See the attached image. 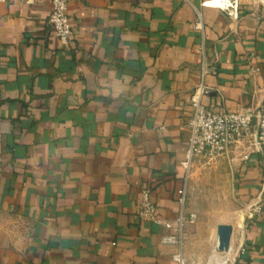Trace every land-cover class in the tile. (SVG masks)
<instances>
[{"label": "crops", "instance_id": "0c3cea01", "mask_svg": "<svg viewBox=\"0 0 264 264\" xmlns=\"http://www.w3.org/2000/svg\"><path fill=\"white\" fill-rule=\"evenodd\" d=\"M205 1L71 0L69 47L48 24L51 0L0 3V264H180L161 240L185 187L184 214L202 215L182 167L192 94L208 88L215 111L264 102V4ZM257 131L255 120L212 165L235 202L215 226L218 264H264ZM144 188L157 221L138 216ZM198 222L185 226L184 264L214 254L212 239L196 246ZM220 225L233 227L229 252L217 250Z\"/></svg>", "mask_w": 264, "mask_h": 264}, {"label": "built area", "instance_id": "2783aa9c", "mask_svg": "<svg viewBox=\"0 0 264 264\" xmlns=\"http://www.w3.org/2000/svg\"><path fill=\"white\" fill-rule=\"evenodd\" d=\"M7 0H0L5 3ZM71 0H51L52 12L48 24L54 31L55 38L64 47H69L72 42L73 30L69 16V3ZM264 4V0H257ZM214 4V7L229 11L235 7L231 0H206L203 5ZM197 30H202V25L195 26ZM216 73V68L210 69ZM209 70V71H210ZM206 74V70H204ZM208 88L200 85L195 89L191 96V105L193 108L191 120L189 123L190 139L185 160L182 167L185 170V181L190 178L192 169L198 164L210 167L224 158L231 148L242 142L250 135L253 123L256 120L258 131L256 135V146H260L264 151V102L257 112L250 110L215 111L207 108L202 103V96L207 94ZM187 202L186 187L181 191L179 204L181 214L176 220L175 225L164 223L171 230L170 234L163 236L161 242L165 245L177 246L180 252L174 256V259L184 264L181 248L183 246L184 229L187 223H194L196 216L190 214L188 217L184 214V208ZM260 210V209H257ZM256 211V210H255ZM138 216L141 220L157 221V208L153 202L150 189L144 188L140 195L138 204Z\"/></svg>", "mask_w": 264, "mask_h": 264}, {"label": "rangeland", "instance_id": "374dc122", "mask_svg": "<svg viewBox=\"0 0 264 264\" xmlns=\"http://www.w3.org/2000/svg\"><path fill=\"white\" fill-rule=\"evenodd\" d=\"M190 178L192 182L189 189L190 203L195 212L202 214L192 225L198 226V221L205 224H200L199 232L194 230V235L198 239L196 246L198 244L202 246L204 237L206 240L212 239L211 250L214 252L216 250V223L223 218L222 216L225 211L229 210V206L230 208L235 206L233 185L229 182L226 174L215 171L214 166L207 167L200 163L192 169ZM200 249L199 247L194 250L197 252ZM197 257L198 255L193 256L189 264H199Z\"/></svg>", "mask_w": 264, "mask_h": 264}, {"label": "water", "instance_id": "95a60500", "mask_svg": "<svg viewBox=\"0 0 264 264\" xmlns=\"http://www.w3.org/2000/svg\"><path fill=\"white\" fill-rule=\"evenodd\" d=\"M258 151L264 156V151L260 146H257ZM262 195H264V188ZM233 233V227L230 225H220L217 228V250L225 253L229 252L231 245V237Z\"/></svg>", "mask_w": 264, "mask_h": 264}, {"label": "bare ground", "instance_id": "6f19581e", "mask_svg": "<svg viewBox=\"0 0 264 264\" xmlns=\"http://www.w3.org/2000/svg\"><path fill=\"white\" fill-rule=\"evenodd\" d=\"M218 2H214L213 4H217ZM216 251V250H215ZM218 252V251H217ZM214 253V252H213ZM225 258L221 255L217 254H212L211 257L209 258L208 264H218L220 262H224Z\"/></svg>", "mask_w": 264, "mask_h": 264}]
</instances>
